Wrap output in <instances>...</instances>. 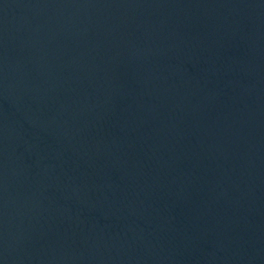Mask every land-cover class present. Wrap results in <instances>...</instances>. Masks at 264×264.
<instances>
[{"label":"water","instance_id":"obj_1","mask_svg":"<svg viewBox=\"0 0 264 264\" xmlns=\"http://www.w3.org/2000/svg\"><path fill=\"white\" fill-rule=\"evenodd\" d=\"M0 264H264V0H0Z\"/></svg>","mask_w":264,"mask_h":264}]
</instances>
